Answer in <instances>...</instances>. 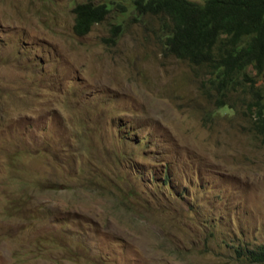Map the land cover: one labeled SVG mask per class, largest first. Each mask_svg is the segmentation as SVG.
<instances>
[{
    "label": "rangeland",
    "instance_id": "374dc122",
    "mask_svg": "<svg viewBox=\"0 0 264 264\" xmlns=\"http://www.w3.org/2000/svg\"><path fill=\"white\" fill-rule=\"evenodd\" d=\"M88 1L128 3L0 0V264H242L264 245L245 92L218 110L131 9L77 36Z\"/></svg>",
    "mask_w": 264,
    "mask_h": 264
},
{
    "label": "trees",
    "instance_id": "16d2710c",
    "mask_svg": "<svg viewBox=\"0 0 264 264\" xmlns=\"http://www.w3.org/2000/svg\"><path fill=\"white\" fill-rule=\"evenodd\" d=\"M116 7L123 17L131 9L138 18L156 21V39L166 56L206 70L207 95L216 97L218 110L231 109L232 91L245 92L251 134L264 140V87L257 86L258 78L264 79V0H128L116 6L88 1L73 8L74 33L88 35ZM123 31V23L114 25L106 41L117 43ZM235 253L242 264H264V245L237 247Z\"/></svg>",
    "mask_w": 264,
    "mask_h": 264
}]
</instances>
